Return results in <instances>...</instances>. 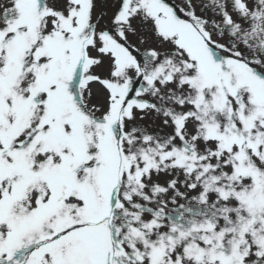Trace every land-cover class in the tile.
<instances>
[{"label":"snow or ice","instance_id":"obj_1","mask_svg":"<svg viewBox=\"0 0 264 264\" xmlns=\"http://www.w3.org/2000/svg\"><path fill=\"white\" fill-rule=\"evenodd\" d=\"M0 264H264V0H0Z\"/></svg>","mask_w":264,"mask_h":264}]
</instances>
